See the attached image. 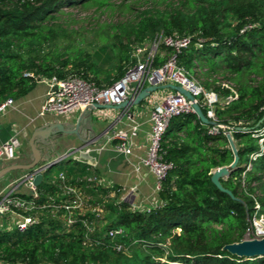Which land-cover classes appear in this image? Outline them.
Returning a JSON list of instances; mask_svg holds the SVG:
<instances>
[{
	"label": "trees",
	"instance_id": "trees-1",
	"mask_svg": "<svg viewBox=\"0 0 264 264\" xmlns=\"http://www.w3.org/2000/svg\"><path fill=\"white\" fill-rule=\"evenodd\" d=\"M129 1L138 2L0 0V104L26 96L40 79L52 77L72 75L104 87L99 76L115 60L113 52L103 46L93 53L60 47L73 22L66 11H128L123 22L112 25L122 55L108 86L125 74L128 47L159 34L189 38L177 63L219 98L214 121L209 120L231 130L238 162L219 181L232 197L210 181L213 170L233 161L224 131L212 135L213 126L202 124L195 114L179 115L170 120L160 144L161 159L170 169L156 206L136 210L117 200L118 194L115 202L99 201L107 216L93 224L89 238L100 245L86 242L84 222L94 220L90 212H74L77 221L67 226L64 212L39 211L33 214L37 223L23 233L14 224L0 229V264H264V257L238 258L222 250L243 240L254 215L264 216V151L252 159L264 145V0H142L137 8ZM163 51L155 67L165 62ZM60 170L69 184L89 186L82 181L84 172ZM51 173L44 171L36 188L39 205L63 199ZM112 228L121 229L122 236L111 240L107 233ZM118 244L123 251H116Z\"/></svg>",
	"mask_w": 264,
	"mask_h": 264
},
{
	"label": "built area",
	"instance_id": "built-area-1",
	"mask_svg": "<svg viewBox=\"0 0 264 264\" xmlns=\"http://www.w3.org/2000/svg\"><path fill=\"white\" fill-rule=\"evenodd\" d=\"M190 39L180 38L178 36H163L157 35L153 39L148 53L144 57L134 54V62L129 66L125 74L118 81L109 86L98 87L94 82L84 80L76 76H67L64 79L52 77L50 79H40L38 82H43L50 87L46 93L45 99L40 107L38 116L47 114H64L77 108L90 107L95 104L99 105H120L128 100L130 96V86H135L134 92L140 88L150 85H176L180 86L189 92L194 102L206 112V117L214 121V106L218 103V96L212 91H206L200 83L188 76L187 72L178 65L177 55L180 50L187 47ZM163 48V49H162ZM162 50L167 52L165 62L159 66H154V60L158 53ZM25 77H31V74H24ZM133 92V93H134ZM231 98H226L229 101ZM13 105V100L7 99L0 104V114L7 107ZM183 114H194L192 102L188 101L179 93L166 95L159 103L154 104L150 112L151 129L148 134V143L146 153L140 159L139 165L145 167L153 175L155 179V190L158 192L161 189V183L164 180L170 165L162 161L160 155V144L166 134L168 124L173 117ZM136 127H132L129 131H117L113 134L111 140L117 141L116 150L127 156L130 154V136L134 135ZM223 130L224 134H230L231 130L221 125L213 126L209 133L215 135ZM262 143V140H260ZM20 147L19 133L13 135L9 140L0 145V163L2 161H11L15 158L16 151ZM264 151V145L260 148V153L254 154L252 159L255 160ZM66 156V155H65ZM65 156L58 158L46 164L43 171L52 168L53 165L59 164L65 159ZM40 167V168H41ZM138 170V168H136ZM33 173H27L23 176L19 183H26L30 191L29 198L13 194L11 192H0V217L14 216L16 222L15 228L18 232H25L30 226L37 223V219L33 216L34 213L49 209L50 212L58 213L62 211L66 214L65 223L67 226L74 224L77 220L72 218L74 212L80 216L89 202L81 187L69 184L65 173L58 174L56 181L62 198L56 204H37L38 194L36 188L32 185L31 177ZM87 184L96 186L98 179L96 176L83 178ZM257 210V207H256ZM93 215L92 222H84L87 231L86 242L94 245H100L101 241L89 238V235L94 232V223L101 219L102 209L93 207L89 210ZM122 230L112 228L108 231L107 236L114 240L122 236ZM264 237V216H256L248 223L243 239H254ZM116 251H123L124 247L120 244L114 246ZM25 264V263H21ZM52 264V263H43Z\"/></svg>",
	"mask_w": 264,
	"mask_h": 264
},
{
	"label": "crops",
	"instance_id": "crops-1",
	"mask_svg": "<svg viewBox=\"0 0 264 264\" xmlns=\"http://www.w3.org/2000/svg\"><path fill=\"white\" fill-rule=\"evenodd\" d=\"M164 54L163 50L158 53L160 56ZM134 89L135 86H130V96ZM49 90L47 84L38 82L31 92L13 100V105L0 114V145L16 133H19L20 139L15 158L0 163V172H4L0 176V192L21 196L30 194L26 183L18 184V180L27 174L24 167L34 160L30 146L33 138L39 154L38 167L66 155L63 160L67 164H62L63 169L73 168L76 173L84 172L83 178L97 177L99 184L96 186L91 188L86 184L81 185L89 201L112 203L118 194L117 200L129 203L136 210L143 211L156 206L159 199L155 179L147 168L139 165V161L146 153L153 105L175 92L160 89L139 105L127 109L83 107L64 114L39 117L40 107ZM132 127H136V130L129 140L131 151L125 156L116 150L117 141L111 138L117 131H129ZM76 151L85 152L90 159L86 163L74 161L72 156L78 155L73 154ZM69 162L72 164L70 167ZM61 172L51 173L50 177H56ZM88 212L84 210L82 214ZM16 221L14 216H1L0 229L11 228Z\"/></svg>",
	"mask_w": 264,
	"mask_h": 264
},
{
	"label": "rangeland",
	"instance_id": "rangeland-1",
	"mask_svg": "<svg viewBox=\"0 0 264 264\" xmlns=\"http://www.w3.org/2000/svg\"><path fill=\"white\" fill-rule=\"evenodd\" d=\"M136 4L133 5L132 1H129V4H132L134 7H138L141 5L142 0H137ZM160 9H163V4L158 6ZM69 15V19L73 22H70V27H68L67 32L69 33V37L61 40L58 42L60 47L65 46H72L77 50H81L84 52L93 53L98 48L107 47V50H112L113 55L115 56V60L113 61L111 66H106L103 68L102 72L100 73V85L101 86H108L110 79L113 78L115 75L116 67L119 65L118 60L121 57L120 49L117 46V42L113 39V30L112 25L116 24L117 22H123L128 16V11H123L122 14L114 10H105L103 13L95 11L94 8H90L87 10L79 9V10H68L66 11ZM156 37V36H155ZM154 37V38H155ZM153 38V39H154ZM153 39L146 42L140 46H131L128 47L130 49L128 51V56L126 59L129 63L124 61L125 66L127 67L132 65V58L134 54H138L140 57H144L153 43ZM125 57V56H124ZM130 64V65H129ZM166 92V90H165ZM65 160V159H64ZM62 160L59 164L52 166V172H57L60 168L67 164L66 161ZM63 164V165H62ZM69 167L72 165L71 162L68 163ZM92 188V185H89ZM87 196V195H86ZM99 202L89 201L86 205L84 210H90L93 207L102 209L101 216H107V210L101 205ZM108 204V202H103V205ZM263 216V215H261ZM104 220V219H103ZM105 221L107 219L105 218ZM12 226V225H11Z\"/></svg>",
	"mask_w": 264,
	"mask_h": 264
},
{
	"label": "water",
	"instance_id": "water-1",
	"mask_svg": "<svg viewBox=\"0 0 264 264\" xmlns=\"http://www.w3.org/2000/svg\"><path fill=\"white\" fill-rule=\"evenodd\" d=\"M160 89H166V90H171L174 91L175 93H179L183 95L188 101L192 102V108L194 110L195 116L200 120V122L204 125H210V126H215L216 124L209 120L202 112V109L194 102L193 96L187 92L185 89H183L180 86L176 85H161V86H156V85H150L146 86L143 88H140L136 90L133 95L120 105L116 106H110V105H99L95 104L93 107L98 110H103V109H109V108H116L118 110L121 109H127L130 108L131 106H137L143 101H145L147 98L151 96L152 93L160 90ZM264 120V116L262 118ZM230 149L233 154V161L231 162L230 165L221 167L218 169H215L212 171L210 181L211 183L220 191L225 192L228 194L230 197H232L231 193L228 190H225L222 188L220 184V179L224 177H228L230 173L235 169L237 162H238V156H237V151L236 148L233 144L232 138L230 134L226 135ZM30 146L32 147V150L34 152V160L33 162L24 167V170L27 171V173H33L34 175L31 177V182L32 185L37 188L40 186L42 180H43V175L42 173L44 172V167H38L39 164V154L38 151L35 148V145L33 143V138L30 140ZM78 153L77 156H72V159L74 161L80 162V163H86L90 157L88 154H86L83 151H76L73 152V154ZM4 174V172H0V176ZM222 250L228 252L229 254L236 256L238 258H246V259H252V258H260L264 257V237L263 238H254V239H243L242 241L238 243H232L225 245Z\"/></svg>",
	"mask_w": 264,
	"mask_h": 264
}]
</instances>
